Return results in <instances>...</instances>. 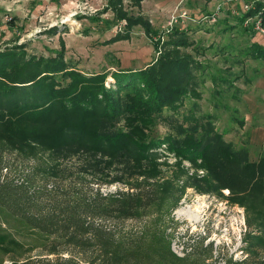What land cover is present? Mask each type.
I'll return each mask as SVG.
<instances>
[{"label": "trees", "instance_id": "obj_1", "mask_svg": "<svg viewBox=\"0 0 264 264\" xmlns=\"http://www.w3.org/2000/svg\"><path fill=\"white\" fill-rule=\"evenodd\" d=\"M109 2L117 18L127 17L121 0ZM127 18L129 26L141 23L152 31L143 17ZM175 34L180 38L168 40L163 55L142 69L86 73L66 58L64 41L51 56L30 54L25 42L0 50V170L9 169L5 152L36 160V176L0 179V264H264V149L253 159L246 145L225 138L215 113L204 111V66L180 48L191 44L185 32ZM247 54L264 60V47L254 43ZM108 77L114 81L107 85ZM189 96L194 101L186 107ZM156 120L168 125L163 136L148 132ZM164 148L176 155L178 169L187 160L197 170L183 185L152 180L161 175ZM87 174L128 189L86 191ZM31 187L40 190V200L29 195ZM189 187L244 208L253 228L243 239L244 258L209 262L212 244L184 255L173 250L165 222L175 219L171 209ZM168 199L173 205L165 218L147 220ZM133 219L140 222L120 227Z\"/></svg>", "mask_w": 264, "mask_h": 264}, {"label": "rangeland", "instance_id": "obj_2", "mask_svg": "<svg viewBox=\"0 0 264 264\" xmlns=\"http://www.w3.org/2000/svg\"><path fill=\"white\" fill-rule=\"evenodd\" d=\"M139 1L121 0L119 8L127 17L141 16L149 21L151 32L146 31L141 23L129 26L127 17L117 18L116 12L109 6V0H0V50L16 42H25V49L30 54L51 56L55 51L62 49L61 41H64L66 58L86 73L127 68L121 64L117 66V56L123 53L126 58L133 52H140L141 64L136 68L142 69L163 55L168 48V40L180 38L181 35H176L175 32H185V38L187 36L186 40L191 44L180 48L204 66L199 69V77L202 80L199 87L202 94L200 103L204 111L214 108L215 100L228 104L231 99V103L236 102L242 110L243 99L234 100L236 96L242 97L238 85L242 86L246 93L250 88L252 91L263 88L264 60L250 58L247 48L252 40L253 44L264 46V7L258 10L257 6L258 2L264 4V0ZM252 12L255 15H252ZM53 28L56 30L51 33ZM118 34H127L129 37L104 43ZM149 46H153L154 52L152 59L148 61L146 58L149 55L151 57V53L147 51ZM102 62L103 65H99ZM107 65L115 66L109 69ZM235 75H239V78H234ZM224 77L228 78V83L221 81ZM247 78L250 79L249 84ZM109 80L114 81L112 77H108L107 85ZM253 81L257 83L255 87L250 86ZM193 101L189 96L185 101L186 107H190ZM260 101L264 105L262 98ZM219 109L217 114L222 110ZM242 113L245 114L243 111ZM226 114L222 112L220 120L217 116V126L220 130L226 128ZM230 121L234 123L232 119ZM167 131L168 125L156 120L148 132L152 136H163ZM234 131L235 127L227 130V138L233 139L235 136L233 142L242 146V142L247 140V133L238 129V133L234 135ZM160 150L165 154L158 159L161 175L152 179L153 181H170V187L171 183L183 185L186 176L197 171L187 160H183L181 168L178 169L176 155L165 148ZM258 152L253 150L251 157L256 159ZM3 161L8 164L9 169L0 170V179L7 178L15 182H22L25 175L32 174L31 167L36 163L33 157L22 159L10 152L3 154ZM75 162V159L69 160V165L74 167ZM199 173L203 174L204 171L199 170ZM34 176L36 175H31ZM86 176V191H100L105 195L128 189L122 183H103L106 181L102 177H93L90 174ZM37 180L40 182V174L37 175ZM27 189L30 196H36L40 200V190L35 192V187ZM161 205L164 207H161V210L154 209L149 215L151 218L147 220L157 223L155 220L161 218V215L165 218L173 203L168 199ZM171 211L175 219L166 220L165 224L169 226L167 231L172 234L173 250L179 255H184L192 246L202 250L203 246L212 244L215 256L209 259V262L221 260L223 257H245L243 239L253 228L247 225L244 208L218 194H204L189 187L184 188L178 205ZM139 222L133 219L121 221L122 225L118 223L127 230ZM39 253L37 250L33 255L36 257ZM4 264L11 263L6 260ZM79 264L88 263L81 261Z\"/></svg>", "mask_w": 264, "mask_h": 264}, {"label": "crops", "instance_id": "obj_3", "mask_svg": "<svg viewBox=\"0 0 264 264\" xmlns=\"http://www.w3.org/2000/svg\"><path fill=\"white\" fill-rule=\"evenodd\" d=\"M253 42L254 41L252 40L251 44H249L248 47L252 45ZM147 49H148L147 50L148 53H151V57L149 55L148 58H146L149 61L152 59V53L154 52V48L153 46H149L147 47ZM139 53L140 52H136V53L133 52L132 55H127L126 58L123 56V53H121L119 56H117V58H119L121 65L126 66L127 68H136L138 67L137 66L138 64H141V61L139 59L142 56ZM130 57H133L135 59L131 60ZM249 57L251 58V56ZM99 65L102 66L103 62L102 64H99ZM114 66L115 65H110L108 66V68L110 69L111 67H114ZM261 70L263 71V66H261ZM234 78L237 79L239 78V76L237 77V75H235ZM249 80L250 79L247 78V84L250 83ZM256 84L257 83L253 81L250 86L255 87ZM231 85H232V82H231ZM262 85H263V88L259 89L258 87L259 90L254 89L253 91L250 88V91L247 93L242 89V86L238 85V87L240 88V92L242 93V97L240 95L241 93L239 94L240 96H236L238 94H235L236 99L234 100L243 99L244 105H241L243 107L242 110L238 108L239 106L236 104V102L231 103L233 101L232 99L228 102V104H226V102L215 100L213 102L214 108H212L209 111L206 110V112L217 114L220 110L219 108H222L220 113L217 114V116L219 117V120H220V116H222V112H224L225 114L229 113L230 116L226 114L227 118L224 121L227 124L226 128L225 130L221 129V131L225 134L226 139H228L227 130L229 131L231 127H235V131L233 133L234 135L235 133H238V129L241 130L242 132L247 133V137H246L247 140L243 141L242 145H246L250 149L251 154H253V150L255 149L258 150L259 152H258V156L256 157V159L259 157L261 151L264 149V105L260 101V98L264 100V81H262ZM242 111L245 113L244 115ZM236 114H238L239 116H236ZM230 119H232L234 123H232ZM228 125H231V127ZM226 133H227V136H226ZM234 137L235 136H233V139H228V140L233 141Z\"/></svg>", "mask_w": 264, "mask_h": 264}]
</instances>
